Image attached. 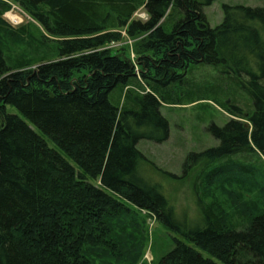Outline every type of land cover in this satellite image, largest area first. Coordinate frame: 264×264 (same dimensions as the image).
Returning a JSON list of instances; mask_svg holds the SVG:
<instances>
[{"label":"trees","instance_id":"obj_1","mask_svg":"<svg viewBox=\"0 0 264 264\" xmlns=\"http://www.w3.org/2000/svg\"><path fill=\"white\" fill-rule=\"evenodd\" d=\"M213 1L0 0V264H147L141 211L216 260L172 238L157 264H264V209L245 200L264 188L232 160L264 159V8L224 5L211 28L203 7ZM13 5L42 32L5 22ZM121 32L135 40L133 59L110 48ZM197 65L237 78L252 110L224 103L234 119L208 128L218 146L187 155L184 174L220 162L199 186L205 177L231 202L219 216L201 192L203 227L190 228L141 173L149 161L137 144L168 140L161 105L191 101L181 81Z\"/></svg>","mask_w":264,"mask_h":264},{"label":"rangeland","instance_id":"obj_2","mask_svg":"<svg viewBox=\"0 0 264 264\" xmlns=\"http://www.w3.org/2000/svg\"><path fill=\"white\" fill-rule=\"evenodd\" d=\"M197 1L204 2L205 0ZM224 5L264 8V0H214L209 6L203 7V13L211 28L220 25L222 22V7ZM134 17L142 21L146 20V15L142 10H139ZM3 19L14 29L26 26L25 28L30 30L35 36L38 35V32H42L39 26L17 6L13 5L11 10L3 15ZM172 23L171 21L167 25L168 30ZM256 26L264 41V28L259 25ZM121 35L123 40L110 44V48L118 50L127 47L128 56L130 59H133V43L135 40L126 38L124 32H121ZM27 42L29 43L28 39ZM31 44L33 46L36 45L34 42ZM24 50L26 53L31 54L26 48ZM24 50L22 52H25ZM17 55L20 56L22 53L18 52ZM24 57L27 59L32 56L27 57L24 55ZM181 82L184 87V95L181 98L190 94V92H187V88H190L194 94L189 97L191 101L184 102L183 105H161L160 112L167 120L169 126L168 140L161 144L141 140L137 144V149L150 162L141 166V173L147 180L161 187L163 195L174 209L176 221L186 227L201 228L203 227V213L199 204L198 194L201 195V192H206L205 195L203 194L205 204L214 207L219 216H224L231 212V202H228L224 194L213 190L207 182V178L204 177L203 186H199L198 181L201 178L200 176H203L204 173L207 175L212 172L220 164L219 161L210 163H196L195 161L189 165V169H186V173L184 174L183 164L185 159L190 153L199 154L207 149L218 146L219 143L214 139L208 128L211 125L223 127L232 118L225 109L224 105L226 103L232 102L245 113H248L252 110V101L249 93L241 87L237 78L232 74L224 73L223 69L214 66H192ZM196 88H199L200 93H197ZM196 94H200V96H196ZM116 96L117 93L110 96L112 103H116ZM7 111L8 113L18 115L14 108L7 107ZM35 132L40 134L37 130ZM44 138L50 148L57 150L49 139ZM232 160L238 165H245L251 169L260 187L264 188V159L259 154L251 152L247 157L236 156ZM70 164L77 170V167L72 162ZM91 183L95 185V183ZM260 194L264 195V189L261 193L258 189H255L245 200L257 203L261 209H264V196H260ZM140 215L146 222L145 229L148 242L144 253V260L147 264H157L158 259L171 250L172 238L185 242L198 251L204 258L216 261L188 242L176 231L157 223L155 218L149 213L141 211ZM234 220H238V217L234 216Z\"/></svg>","mask_w":264,"mask_h":264}]
</instances>
